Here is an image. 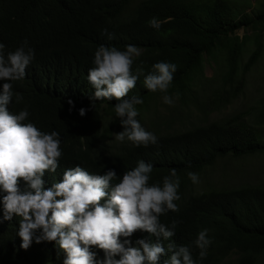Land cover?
I'll list each match as a JSON object with an SVG mask.
<instances>
[{
	"label": "trees",
	"instance_id": "obj_1",
	"mask_svg": "<svg viewBox=\"0 0 264 264\" xmlns=\"http://www.w3.org/2000/svg\"><path fill=\"white\" fill-rule=\"evenodd\" d=\"M254 7L246 12L228 0H0V43L5 45V53L20 47L25 39L35 50L26 77L12 82L14 93H20L23 100L17 104L14 96L9 110L18 113L27 108L30 115L25 122L60 134L63 165L81 163L88 172L100 174L111 168L127 170L131 163L144 160L154 168L150 183L161 184V177L175 169L180 178L179 211L160 217L161 222H178L172 241L190 246L198 264H229L231 254L236 256V264H264V184L198 188L197 184L191 186L187 175L201 171L220 156L227 157L226 164L233 158L263 154L264 100L254 109V119L245 117L252 111L241 110L207 126L179 130L178 142L160 135L157 145L136 147L114 141L123 129L115 115L116 101H95L91 107L95 89L87 79L88 70L94 67V53L101 45L120 50L135 45L141 51L135 64L142 63L145 74L157 62L177 66L168 92L174 100L172 106L163 102V93H151L144 87L143 76L126 97L143 99L144 103L137 105V119L146 130L160 121L171 126L174 116L183 108L187 111L190 104L205 114L219 111L242 90L245 74L261 55L264 0H258ZM153 17L161 22L159 30L148 25ZM241 27L252 33L237 35ZM105 28L115 34L114 39L101 34ZM250 39L253 49L242 62L244 45ZM205 60L215 63L211 76L204 74ZM3 83L0 81V91ZM204 84L211 107L201 105L194 96V87ZM158 97L162 105L156 103ZM162 107H168L166 113ZM80 108L87 109L83 117ZM64 170L46 173L45 187L62 180ZM3 195L0 191V264H64L66 253L55 242H35L41 230H36L27 250L20 247V218L3 219ZM204 229L212 244L200 261L193 242ZM137 239L156 238L138 231L131 237L133 245ZM163 243L167 249L169 242ZM91 251L98 262L104 259L102 250L93 247ZM170 255L161 257V264Z\"/></svg>",
	"mask_w": 264,
	"mask_h": 264
},
{
	"label": "clouds",
	"instance_id": "obj_2",
	"mask_svg": "<svg viewBox=\"0 0 264 264\" xmlns=\"http://www.w3.org/2000/svg\"><path fill=\"white\" fill-rule=\"evenodd\" d=\"M148 25L156 30L161 28V22L155 17ZM101 34L109 40L115 38L107 28ZM140 55L141 51L135 45H127L125 50L101 45L95 51L94 67L87 73L88 82L95 89L91 107L95 101H116L114 111L123 129L115 134L114 141L147 148L157 145L158 137L164 135L178 142L176 136L182 133L179 130L195 126L187 124L185 115L193 109L199 110L193 104L187 111L183 108L181 127L162 123L156 131L151 128L158 124H151L146 130L137 119V105H142L143 99L126 97L143 76L144 87L151 93H163V102L172 106L174 100L168 92L177 66L161 61L153 64L151 71L145 74L143 64H135ZM34 59L35 50L28 46L27 39L7 53L5 45L0 43V81H4L0 91V191L4 193L3 219L20 218L17 233L22 240L20 247L27 250L36 230H41L42 235L36 236L35 242H55L66 253L64 264H161V257L169 253L171 255L163 264H198L190 246L176 245L172 241L178 222L173 220L170 224L160 220L169 211H179L176 202L181 199L180 178L175 169L161 177V184L150 183L154 179L151 176L154 168L144 160L131 163L126 166L127 170L111 168L100 174L88 172L81 163L63 165L60 134L45 132L35 123L25 122L30 115L27 108L18 113L9 110L14 96L17 104L23 100L20 93H14L12 82L26 77V69ZM68 104L74 107L72 100H68ZM86 111L80 108L79 115L83 117ZM212 122H218V119L196 125L207 126ZM226 158L217 157L201 171L188 172L191 186L237 189L252 185L220 186L206 181V171L217 165L223 169ZM58 168L65 169L62 180L45 187V174H55ZM118 172H123L122 176H117ZM138 231L155 237V241L137 239L133 245L131 237ZM195 236L193 243L199 249L198 258L202 261L207 257L212 240L207 229ZM164 241L169 242L167 249ZM93 247L105 253L102 261H97L96 253L91 251Z\"/></svg>",
	"mask_w": 264,
	"mask_h": 264
},
{
	"label": "rangeland",
	"instance_id": "obj_3",
	"mask_svg": "<svg viewBox=\"0 0 264 264\" xmlns=\"http://www.w3.org/2000/svg\"><path fill=\"white\" fill-rule=\"evenodd\" d=\"M231 4L237 6L239 10H245L246 12L254 11V3L258 0H228ZM256 13V11H255ZM252 31L249 28H239L236 34L242 36L243 34H251ZM252 37V35H250ZM263 49L257 62L250 68V70L245 74V83L242 90L237 94V96L229 103L227 106L221 108L219 111H214L210 114H203L193 109L188 112L186 117L187 124L189 126L196 125L200 123L207 122L209 120L222 119L235 115V113L241 110L252 111L245 117L254 119V115L260 103L259 101L264 100V33L262 37ZM253 41L250 39L244 45V52L242 55V62H244L251 50L253 49ZM221 66L224 62L220 60ZM213 61L204 62V74L206 76H211L214 72ZM207 85L195 86L194 96H198V100L201 105L205 107H211L212 101L210 98L206 97ZM162 99V98H161ZM178 102V101H177ZM156 103L162 105V101L158 97ZM161 108L162 113H166V109ZM257 108L256 110H254ZM166 115V114H165ZM184 122L183 112H178L171 122L173 127H181ZM254 122V121H252ZM152 123V122H151ZM161 121L158 123L157 127H152V131H156L160 127ZM206 181H213L220 186H237L239 184H252V185H262L264 184V153L263 154H253L248 156H243L240 158H233L227 161L223 169L220 165L210 168L205 173ZM201 183V182H200ZM202 184V183H201ZM235 254L229 256V264L235 263Z\"/></svg>",
	"mask_w": 264,
	"mask_h": 264
}]
</instances>
